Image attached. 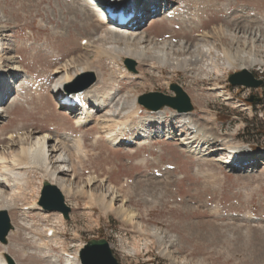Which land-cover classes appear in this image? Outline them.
Here are the masks:
<instances>
[{
	"label": "rangeland",
	"instance_id": "374dc122",
	"mask_svg": "<svg viewBox=\"0 0 264 264\" xmlns=\"http://www.w3.org/2000/svg\"><path fill=\"white\" fill-rule=\"evenodd\" d=\"M79 1L0 0V63L17 74L20 84L27 82L24 93L16 91V99L12 94L17 81L13 82L11 93L0 102L6 109L0 110V152L13 157L21 147H31L36 138L48 134L55 148L53 166L65 170L58 176L73 187L71 193L63 192L72 209L68 220L54 211L26 210L22 205L30 199L39 202L44 183L43 173L29 171L31 194L8 210L15 229L7 244L0 242V253L6 251L16 264H66L65 254L75 256L88 241L106 239L121 264H264V163L229 170L219 162L231 158L222 144L214 149L223 150L204 157L210 159L204 162L179 145L178 139L189 134L181 118L150 125L151 111L139 103L126 113L128 117L120 108L126 98L150 92L174 95L170 85L176 83L191 98L195 123H209L214 134L229 136L233 144L264 156V135L257 129L264 130V86L253 91L261 102L244 104L249 91L228 85V76L243 68L264 75V0H160L158 12L145 16L138 26L137 43L130 44L148 55L137 60L136 74L141 77L123 79L107 108L99 109L92 94L85 95L89 115L80 125L74 121L80 114L67 113L54 97L62 78V73L55 74L57 67L68 65L72 74L87 66L95 48L84 50L82 38L100 43L102 26L95 13L83 25L87 13ZM193 12L199 13V25L189 21ZM202 47L210 49L212 58L217 56L219 73ZM199 52L204 58L197 64L173 67ZM161 53H168L174 64L152 69L151 57ZM225 55L234 60L233 69L226 67ZM125 56L119 64L129 72ZM109 68L104 58L105 79ZM214 84L222 89L210 90ZM110 108L116 120L128 121L134 130L124 132L120 143L132 136L136 144L112 146L104 136L99 121ZM137 126L148 129L151 138L135 131ZM167 130L174 139H166ZM11 141L14 146L4 151L13 145ZM111 187L119 193L115 208L134 213V220H124L119 211L104 214L101 204L93 210L86 206L91 194L99 200ZM10 192L0 185V205L5 204L3 193ZM47 229L52 236H46Z\"/></svg>",
	"mask_w": 264,
	"mask_h": 264
},
{
	"label": "bare ground",
	"instance_id": "6f19581e",
	"mask_svg": "<svg viewBox=\"0 0 264 264\" xmlns=\"http://www.w3.org/2000/svg\"><path fill=\"white\" fill-rule=\"evenodd\" d=\"M83 1L84 3L86 2L85 6H83L81 3ZM135 1L141 2L140 4H138L140 7L139 13L135 15L133 19H131L130 21H128L126 24H123V25L117 24L115 21H112L108 17H106L102 8L99 5L100 3L98 2V0H80L78 2V6L81 8V10L84 8L85 13H87L83 19V22H82L83 25L85 26V22L90 20V15L92 13H95L94 15H96L97 17L96 22L102 26V29H101V32L98 38L99 39L98 41H100V43L96 45L95 41H93L91 38H88V37L82 38V40L88 41V44L84 46V50L88 51L90 48H95L94 58L91 62L87 63V66L75 70L72 74H69V69H72V68L68 65H63L59 68L57 67L55 74L62 73V78L58 80V82L56 83V86L54 89L55 99L59 97L60 93H63V94L65 93L64 87H67L66 85L69 82L73 81L76 77L82 74H92L93 76H95L96 81L98 79V83L95 84L96 83L95 82L86 91L81 92V93H78V90H74L73 95L74 97H76L77 95L79 98L82 99L83 102H85L84 100L85 95L91 96L92 94L93 101H94L93 103L95 104L94 106H97L99 109L107 108L109 107V104H111V100L114 99L113 96L116 95L118 92H120V83L123 79L133 78L134 80V79H138L141 77L140 74L138 75V74L127 72V70L124 67L120 66L119 61H122L125 55H126L125 58H130L135 61L143 60L145 59L144 57L148 56L145 50H142V51L138 50L130 46V44L135 43V42L137 43L136 39L138 35L135 36V33L137 32V28L140 25L141 20L145 16L152 14L151 12H153V9L157 11V8L159 5L158 2L160 0H146L145 2H143L144 0H127L126 2L133 3ZM166 10L167 9L165 8V11ZM168 17L172 18L174 16L168 15ZM189 21L192 24L199 25V21H200L199 13H196V12L191 13L189 15ZM203 35L204 37L206 36V34H203ZM117 40L124 41L125 43H128V45L122 46L119 43L115 44V42H118ZM108 42H113V43L109 44ZM204 50L207 51L206 54H204V57L207 60H209V63L212 65V69L216 73H219L220 68L217 63V59H216L217 56L212 58L210 55V49H207L206 47H202V51ZM2 51L3 49L1 48V43H0V59L2 56ZM167 54L168 53H163V54L161 53V54L153 55L151 58L155 60V62L152 63L151 68L155 69L157 68V65L163 67L166 65H171L172 63L174 64V62H171V60H169L170 58L168 57ZM202 54L203 52H199V55L198 54L193 55L194 58H187L188 60L181 59L182 61L174 64L173 67L175 69L176 68L179 69V68H182V66H185L190 63L197 64L202 59L203 57ZM225 56L227 57L226 67L228 69H233L234 60L229 55H225ZM104 58H108V61L110 62V65H111V68H109L111 70H110L108 79H105L103 77L104 75L101 71V61ZM103 66H105L104 63H103ZM13 73L14 72L12 70L5 69V67H3L2 64L0 63V78L2 74H6L5 79H8L7 83L10 84L11 82L12 84L13 82H15V80L12 81L13 77L11 75H13ZM98 77H100V79ZM5 79L4 80L2 78L0 79L1 80L0 100H3L5 96H8V94L11 93L9 84H6V83L4 84V82H6ZM18 80H16L17 85L14 89V93L12 94L14 97L19 91L24 93L22 91V88L24 87L22 86L27 85V82L26 83L24 82L25 80L24 81L22 80L24 83H21V84H20V80L19 81ZM31 80H34V78L29 79L28 81H31ZM98 84H100L101 87L100 86L98 87ZM13 85L15 86V84ZM94 85H97V86H94ZM100 88L105 89V90L100 91L101 90ZM221 89L222 87H220L218 84H214L210 90L216 92V91H220ZM129 98L130 96L128 97V99ZM137 101H138V97H133L132 99H129V100H127L126 98V101H124L125 102L124 104L126 105L123 106V104H121L120 106L121 109L123 107L125 108L123 111V114L128 113L134 107H136ZM4 108L5 107H1L0 105V110L3 111V113L6 110V109L4 110ZM77 111H80L81 114L79 117H76L74 119L75 123L79 125L82 123H85L84 120H86L89 115L87 105H83L82 107H79ZM113 112H114L113 108H110V110L108 109L105 115L103 116L102 120L99 121L101 124V128L103 129L102 133L104 134V136L109 140L112 146H119L120 144L122 145L136 144L132 136L129 139H125L123 143H120L123 140L122 137L125 134L124 132L132 133L134 130L132 129V124H130L128 121L120 122L119 120H116L114 118V116L116 115H114ZM150 113L152 115L151 117L148 118L149 121L151 122L150 125H154L156 121H160V120L168 121L172 119L175 120L177 118H181L183 122V126L184 125L187 126L189 134H192V135L189 136L188 134V137L179 138L178 139L179 145H181L188 153L194 154L197 158L203 160L204 162L210 161V159H207L208 156L211 157L213 153L223 150L222 147L218 149H214L215 147L222 144V146H225V148L229 150L228 152L229 154H233L232 156H230L231 158H229V160H224L223 163L225 164L231 163L229 161H232V160L233 161H241V160L253 161L254 159L257 158L256 162L250 161V163L242 167L243 168L242 170H249L251 168H255L260 163L261 164L264 163V159H261L263 162L260 159H258L259 158L258 154L256 152H253L249 147H247L249 148L247 149L243 145H237V144L235 145L233 144L229 136L227 137L221 136V135L214 134L213 132H211V127L209 126L210 125L209 123L203 126H201L198 123H195L194 119L191 117L193 115L191 112H179L177 110L175 111L169 110V113H168V109L165 108L161 110H154V111H151ZM154 115H157L155 116L157 118H155ZM142 120L144 119H141L139 121L141 122ZM140 122L138 123L140 124ZM147 130L142 129L140 126H137L135 131H141L144 134L143 135L144 138L150 139L152 134L150 133L149 130L148 131ZM166 134L168 137H171V136L174 137V135H172V132L170 131H167ZM182 135L183 134H179V136L181 137ZM10 138L12 140L13 134L10 137H8V139ZM50 142H51L50 135L44 134L42 137L36 138L35 143L31 147H21V149L17 150L15 154L13 155V157L11 156L12 159L11 157L10 158L5 157L4 152H0V185L2 187L8 188L11 191L10 194L3 193L2 197L4 198L3 202L5 204L0 205V210L2 209L10 210L12 208H15L16 206H18V204L21 203V201L25 200L27 196L31 194L30 191L27 189L28 188L27 174L29 171L38 170L41 173H43L42 175H43L44 182H50V183L56 182L60 188L56 184L54 185H56L62 192L64 193L72 192L73 190L72 184L69 181H66V179L63 180L58 176V173L59 174L63 173L65 170L60 171V169L54 167L55 166L54 164L57 163V162L54 163L52 161L53 155L55 153V148L53 149L52 146H50ZM11 143H13V145L5 147V149L3 150L4 151L10 150L14 146V141H11ZM49 148L51 150H49ZM76 148L78 151L82 149V146L79 144L78 141H77ZM204 157H207V158L205 159ZM199 172L204 173V171H199ZM118 194H119L118 191L113 187L109 188L108 191L106 190L103 191L99 200L94 194H91L90 201L87 203L86 206H89V208L93 210L96 205L101 204L102 206L101 209L103 210L104 214H107L108 212H112L114 210L115 212L119 211L118 213L121 214V217L124 220L126 219L134 220V217H135L133 215L134 213H131L129 210H126V208L124 207H123L124 209L117 208V207L115 208L114 201L115 199H117V197H119ZM22 207H28L30 211L33 210L34 207L36 210H42L38 201L36 202V199H32V200L30 199L29 202L22 205ZM58 213H60V216L62 215V217L64 218L62 212H58ZM48 230L49 229L46 230V234ZM40 246H42V243H40ZM44 248H48V246L46 245V247ZM66 258H67L66 264H80V259L78 257V254H76L73 257L67 256ZM0 263L1 264H16L12 260V258H10V256L8 255L6 251L0 253Z\"/></svg>",
	"mask_w": 264,
	"mask_h": 264
},
{
	"label": "water",
	"instance_id": "95a60500",
	"mask_svg": "<svg viewBox=\"0 0 264 264\" xmlns=\"http://www.w3.org/2000/svg\"><path fill=\"white\" fill-rule=\"evenodd\" d=\"M125 65L130 72H137V62L127 58ZM232 86H244L259 88L263 86L264 81L256 78L251 71L243 68L242 70L232 73L228 79ZM96 82L92 74H83L73 83L67 85L66 90L69 93L74 90L83 91ZM174 95H166L161 92H150L139 97L138 102L148 110H161L163 108H172L179 112H191L193 104L186 91L178 84L170 86ZM261 99L253 95L249 101L255 102ZM39 205L45 211L62 212L66 220L70 218L71 208L67 205L63 192L50 182H45ZM14 229L11 217L7 210H0V242L8 243V235ZM81 264H121L115 257L110 243L106 239H93L86 243L80 252Z\"/></svg>",
	"mask_w": 264,
	"mask_h": 264
},
{
	"label": "trees",
	"instance_id": "16d2710c",
	"mask_svg": "<svg viewBox=\"0 0 264 264\" xmlns=\"http://www.w3.org/2000/svg\"><path fill=\"white\" fill-rule=\"evenodd\" d=\"M264 127V124H263ZM257 129L261 132L262 135H264V130L262 131V129H260L259 127H257Z\"/></svg>",
	"mask_w": 264,
	"mask_h": 264
}]
</instances>
